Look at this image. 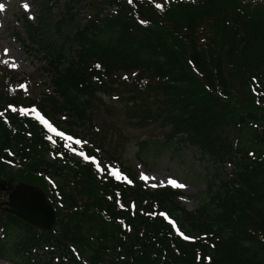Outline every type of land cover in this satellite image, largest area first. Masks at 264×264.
Here are the masks:
<instances>
[{"label": "trees", "instance_id": "obj_1", "mask_svg": "<svg viewBox=\"0 0 264 264\" xmlns=\"http://www.w3.org/2000/svg\"><path fill=\"white\" fill-rule=\"evenodd\" d=\"M89 2L90 18L66 33L61 21L51 33L24 23L29 45L46 52L41 78L52 94L38 97L46 101L45 116L80 136L103 107L95 93H116L130 122L161 119L170 126L161 145L173 150L176 142L188 143L206 169L216 167L207 170L195 209L181 205L179 190L150 189L124 167L128 181L101 174L16 111L34 99L11 89L18 75L0 69V156L25 161L15 176L42 187L56 214L43 231L1 210L0 258L8 245L13 257L6 259L13 262L63 264L71 243L80 256L71 254L76 264H264V0ZM66 7L63 18L72 21L74 7ZM4 169L0 160V178L8 175ZM43 246L57 262H41L36 251Z\"/></svg>", "mask_w": 264, "mask_h": 264}, {"label": "rangeland", "instance_id": "obj_2", "mask_svg": "<svg viewBox=\"0 0 264 264\" xmlns=\"http://www.w3.org/2000/svg\"><path fill=\"white\" fill-rule=\"evenodd\" d=\"M68 3L73 5L75 11V18L72 21L71 18H63ZM89 3V0H0V69L2 73L5 69H11L26 80L25 85L24 81L13 82L11 84L13 90L30 95L39 106L46 103L44 97L42 101L38 98L39 93L52 90L48 82L41 78L46 74L43 65L46 55L43 48L32 42L29 45L27 40V48H23L17 41L18 36L26 35L23 18L29 24L37 25V30L48 29V33L56 29L61 21L60 28H64L63 33H66V28L82 24L90 18ZM74 30L75 28L72 29ZM62 39L61 32L54 35L56 42L59 43ZM94 99L103 106L94 111L93 125L96 131L91 126L85 128L83 133L81 130L79 132L85 137L82 139L83 144L87 142L91 145V141L95 142L101 147V151L98 149L97 151L104 157L103 162L118 168L119 172L114 171L117 173L113 175L114 178L123 179L121 167H124L125 170L137 174L140 179L142 174L149 177L148 180L142 179L149 188H153V185L169 186V180H174L184 185V187H173L183 193L180 199L181 205L187 209H195L200 202L197 195L207 188L209 177L206 176L207 170L213 172L216 166L210 165L211 169H206V163L200 159V151L195 150V147L188 143L176 142L173 150H170L167 144L161 145L159 142L167 140L170 126L165 125L161 119L147 126L130 122L125 113L126 103L118 94L95 93ZM33 112L37 114L36 109ZM228 172L229 167L225 166L221 173L222 177H228ZM16 180L18 178L14 181ZM5 197L6 194L0 190V200ZM50 250V247H44L37 251L41 262H46L51 257L57 262L58 257H53ZM5 253L8 258L13 257L8 245ZM7 256L0 258V264H17L6 259ZM34 257L32 255V258Z\"/></svg>", "mask_w": 264, "mask_h": 264}, {"label": "water", "instance_id": "obj_3", "mask_svg": "<svg viewBox=\"0 0 264 264\" xmlns=\"http://www.w3.org/2000/svg\"><path fill=\"white\" fill-rule=\"evenodd\" d=\"M0 188L9 190L8 199L0 203V210L18 216L40 230H49L56 219L54 207L39 186L28 183L7 184L0 179Z\"/></svg>", "mask_w": 264, "mask_h": 264}, {"label": "snow or ice", "instance_id": "obj_4", "mask_svg": "<svg viewBox=\"0 0 264 264\" xmlns=\"http://www.w3.org/2000/svg\"><path fill=\"white\" fill-rule=\"evenodd\" d=\"M129 2H131V0H129ZM25 7H27V6H25ZM32 111H35V109H33ZM21 114H25V113L23 112V110H22ZM44 123L47 124L46 121H44ZM48 127L51 128L50 125H48ZM57 135H59V136L65 138L66 140H72L71 137H64V134H63V133H57ZM49 139H51V137H49ZM75 143H76V144H80L81 141L77 140V141H75ZM80 155L83 156L84 154L81 152ZM84 158H85V159H88V157H84ZM109 174H110V175H117V173H115V172H109ZM141 179L148 180L149 177H146V176H144V175L142 174ZM153 179H154V178H153ZM169 183H170L172 186H174V187H184V185L178 184V183H177L176 181H174V180H169ZM155 186H156V185H153V187H155ZM185 238L187 239V237H185Z\"/></svg>", "mask_w": 264, "mask_h": 264}, {"label": "bare ground", "instance_id": "obj_5", "mask_svg": "<svg viewBox=\"0 0 264 264\" xmlns=\"http://www.w3.org/2000/svg\"><path fill=\"white\" fill-rule=\"evenodd\" d=\"M174 187V186H173Z\"/></svg>", "mask_w": 264, "mask_h": 264}]
</instances>
